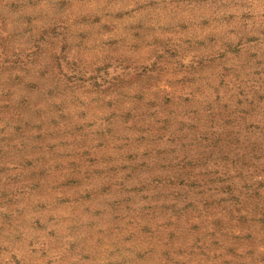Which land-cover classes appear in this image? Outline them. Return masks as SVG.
I'll return each mask as SVG.
<instances>
[{"label": "rangeland", "instance_id": "rangeland-1", "mask_svg": "<svg viewBox=\"0 0 264 264\" xmlns=\"http://www.w3.org/2000/svg\"><path fill=\"white\" fill-rule=\"evenodd\" d=\"M0 264H264V0H0Z\"/></svg>", "mask_w": 264, "mask_h": 264}]
</instances>
